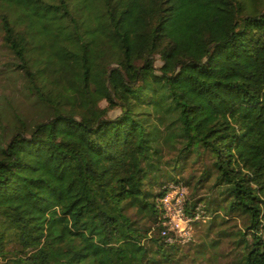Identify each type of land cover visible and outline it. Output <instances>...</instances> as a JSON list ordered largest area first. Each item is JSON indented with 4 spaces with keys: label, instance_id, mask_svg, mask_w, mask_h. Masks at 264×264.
<instances>
[{
    "label": "trees",
    "instance_id": "1",
    "mask_svg": "<svg viewBox=\"0 0 264 264\" xmlns=\"http://www.w3.org/2000/svg\"><path fill=\"white\" fill-rule=\"evenodd\" d=\"M0 38L46 109L0 140V264H264V0H0Z\"/></svg>",
    "mask_w": 264,
    "mask_h": 264
},
{
    "label": "rangeland",
    "instance_id": "2",
    "mask_svg": "<svg viewBox=\"0 0 264 264\" xmlns=\"http://www.w3.org/2000/svg\"><path fill=\"white\" fill-rule=\"evenodd\" d=\"M6 60L7 54L1 45L0 38V140L12 131L14 124L18 123L16 117L22 118L27 124H32L34 121L46 116L44 106L35 102L33 98L26 96L21 88L20 78L18 79L14 73H8L5 70L4 63ZM106 104L104 100L100 101L101 106H105ZM118 112L119 110L117 108H111L108 110V115L113 116ZM181 188L185 198L190 193L189 188L186 186H182ZM232 223L238 226L241 223L240 217L237 216L234 219H229L227 222L228 225H234ZM207 225L208 219L205 218V220H200L192 224L190 232H187L185 235L174 231L175 239L180 243L182 250L187 252L189 256L192 255L193 250L195 251L194 246L197 243H200L202 240L208 241L214 237V231H210L206 235ZM229 228L234 229L236 226H229L227 229ZM237 252L238 246L231 242L230 238H225L221 240L215 250L211 249V252L207 251L206 254H217L215 260L211 259L214 264H233L236 256H238ZM186 260L188 261V258Z\"/></svg>",
    "mask_w": 264,
    "mask_h": 264
},
{
    "label": "built area",
    "instance_id": "3",
    "mask_svg": "<svg viewBox=\"0 0 264 264\" xmlns=\"http://www.w3.org/2000/svg\"><path fill=\"white\" fill-rule=\"evenodd\" d=\"M182 186H172L170 191L161 198L164 206V217L167 230L185 235L190 232V218L184 212V192Z\"/></svg>",
    "mask_w": 264,
    "mask_h": 264
}]
</instances>
